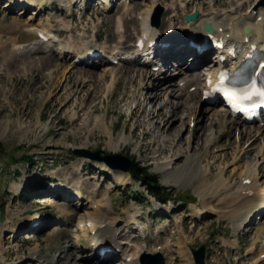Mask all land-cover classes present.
I'll use <instances>...</instances> for the list:
<instances>
[{"label": "rangeland", "instance_id": "obj_1", "mask_svg": "<svg viewBox=\"0 0 264 264\" xmlns=\"http://www.w3.org/2000/svg\"><path fill=\"white\" fill-rule=\"evenodd\" d=\"M11 1L0 0V247L3 259L6 258L4 264H99L101 257L88 258V254L94 252V256L96 252L88 241L92 234L86 226V215H99L98 212L100 216L115 220L119 242L139 244L146 249L141 251L140 258L145 253L163 251L166 264H194L191 248L205 245V264H239L240 260V264H256V255L262 249L264 251L263 246H260V243H264V212L252 210L253 216L248 217L250 220L244 224L248 232L238 236L237 245L231 247L228 244L229 241L233 244L232 229L229 220L222 217V206L217 205L211 214H199L201 211L206 212L202 207L203 200L197 194V185L207 176L210 195L219 177L234 187L241 178L240 172L244 169L245 161L248 163L254 159V148L258 144L262 156L257 157L259 175L254 183L263 188L264 135L255 141L247 137L240 140L241 134L234 135L236 130L238 133L239 130L257 127L246 125L222 133L225 111L221 107L202 103L196 91L183 95L178 90L171 71L174 70L175 74L185 71L183 64L190 63L189 54H182L183 61L178 59L177 69L173 70H169L173 58L163 63L160 58L157 59L160 62L158 69L152 71L154 78L149 80L141 76V71L136 73L142 68L139 61L113 65L100 57L83 64H73L75 56L84 52L82 40L77 39L79 32H85L84 38L86 36L88 41L93 42L96 38L93 43L99 49L98 52H101L100 47H105L109 52L116 49L125 54L134 47L138 29L141 31L139 14L143 12L151 11L150 28L154 27L158 36L165 38L168 34L169 37H180L187 33L183 36L187 37L191 33V26L188 28L184 16L191 14L192 9L198 10L204 17L210 12L214 13L211 15L213 19L223 9L244 4L239 13V8L231 9L233 14L238 13L234 18L237 21L239 14L250 13L253 0H154V5H151L153 0H107L109 5L102 0H83L82 3H76L70 13L72 16L68 17L58 11L60 4L67 0H44L41 7H28ZM193 4L201 10L198 6L192 8ZM102 5L109 8L102 9ZM84 6L88 10H80ZM159 6L162 11L155 26L153 19ZM72 17L76 29L61 32L63 27L60 23H66ZM118 18L123 21L121 26H118ZM169 18L173 19L170 28ZM47 19L53 26H47ZM122 25L125 26L124 33ZM27 27L51 29L54 36L68 43L74 52L59 56L55 46L39 43L33 33L26 31ZM173 39L178 38H168L167 41ZM169 43V50L173 52L175 46ZM18 44L28 47L20 51L17 49ZM178 56L181 58L180 54L175 57ZM214 61L213 52H210L208 58L203 56L200 64L193 61L189 66L193 67L192 73L196 70L200 77L199 70ZM127 69L132 71L127 72ZM201 82L202 79L198 84ZM151 83L152 86H160V97L150 103L148 100L144 105L138 104L139 99H144L151 92ZM170 87L174 91L177 89L176 92L181 93V96L174 99ZM165 101L168 104L164 106ZM175 102L183 103L185 109L195 107L204 116L194 132L188 119H183L185 124L181 143L177 145L176 138L174 141L177 153L185 151L180 156H175L174 148L169 144L172 140L165 143L161 137L156 138L157 132L146 134L151 127L160 124L162 116L154 114L148 123L144 109H152L154 113L169 110ZM217 115H222V118L221 122L215 123L213 117ZM177 119L172 117L169 120L172 128L177 124ZM257 126L262 127L261 124ZM213 135L218 140L209 144L208 139ZM121 137L126 140L125 148L119 152L111 151L109 140ZM238 144L247 151L243 156L242 151L238 153L241 148H236ZM101 149L106 154L120 153L140 165L148 166L162 186L173 190L175 201L162 207L149 194L135 197L131 192H141L143 189L131 180L129 174L128 179L124 176L120 180L117 171L107 164L81 153L90 151L94 154ZM222 150L229 154L228 163L219 159ZM186 153L195 154L192 172L200 169L201 174H198L197 179H191L185 187L177 186L179 184L174 180L166 184L165 178L172 176H166L165 172L157 171L156 168L171 161L172 168L178 169L185 163ZM25 156L32 157L34 164L22 159ZM234 156H237V160H232ZM78 168L80 172L75 173ZM207 169L209 171L204 175L203 171ZM72 177L80 179L77 187L69 184ZM93 181L97 183L92 187ZM97 186L98 190L95 189ZM80 188L81 193L76 191ZM75 191L80 196L72 194ZM210 195H205L207 202L212 200ZM183 196L189 199L181 201ZM90 197L98 206L90 205ZM61 205L69 206L68 215L63 214ZM36 213L39 214V221L36 228H31L32 224L29 225L28 220ZM127 230L133 232L125 237L129 232ZM180 231L184 232L185 237ZM29 232L30 237L21 241L23 235ZM223 239L228 241L227 245ZM178 240L187 241V244H178ZM165 244V249L170 246L167 251L162 249ZM253 246V253L249 254L248 249ZM126 247L131 249L124 245V249ZM34 248L38 251L40 261H30ZM254 252L256 255H253ZM239 253L243 256L241 259H237ZM45 257L54 260L46 263ZM123 262L122 254L119 253L108 264H128Z\"/></svg>", "mask_w": 264, "mask_h": 264}, {"label": "bare ground", "instance_id": "obj_2", "mask_svg": "<svg viewBox=\"0 0 264 264\" xmlns=\"http://www.w3.org/2000/svg\"><path fill=\"white\" fill-rule=\"evenodd\" d=\"M9 1H11V0H9ZM43 1L44 0H15L14 2L15 3H29V6L41 7L40 5L43 4L42 3ZM82 1L83 0H81V2ZM262 1L264 4V0H253V3H256L254 9L249 14H244V15L239 14L237 16V21H235L234 18L241 11L244 4L240 5V7H237V6L232 7L231 6L227 9H224L221 14L218 15L216 13L217 15L213 19H211V15H213L214 13L207 14L206 17H204V14H201L197 10L198 13H197V17L195 18V20H192L191 22L187 23L188 26H191V28H190L191 33L190 34L188 33L189 36L183 37L182 39H173V40L169 41L175 46V47H173L175 52L172 53V55L176 56V54H180V53H178L180 50L178 47L182 43L184 45L185 49L191 50V52H193L192 53L193 61H195L196 64H198V63L200 64V62L203 61V56L209 51L207 50L205 52H202L203 54L199 57L198 56V50L195 49L194 46H188L187 44H190V42H192L193 45H200L203 41L202 40L203 36L205 35V33H208L203 29V25L209 24L212 27L213 34L215 36L222 37L223 40L226 41L227 43L232 42V45H234V47H236V48H243L244 49V52H243L244 55L242 57H240V60L234 62V66H236L237 63H240L241 60L243 59V57L245 56V54L249 51L251 43L255 44L257 46H260L262 49L264 48V6H262V4H261ZM77 2H78V0H67L66 3H63V4L59 3L60 7L58 10L61 13H63L65 11V13H68V15H70L69 13L71 12V6L75 5ZM152 3L153 4H151V5L155 4L154 0ZM46 8H49V7H46ZM102 8L105 9L107 7H102ZM193 8H197V6L194 5ZM232 8H239L238 13L233 14V12L231 11ZM173 10L175 11V9H173ZM194 10H196V9H194ZM157 11H159V8ZM150 12L151 11H146V12L139 14L141 17V19H140L141 31H139V35L136 38V41L139 39H144L145 46L142 50L137 49V50H134L133 53L130 52L131 53L130 58L132 60H135L137 57H140L141 56L140 54H143L145 56L144 51H146V49H149V48H147L148 44L150 42L154 41L155 39L158 40L157 42L159 44L169 43L167 41L168 37H169L168 34L166 35L165 38H163V37L158 36L157 31L154 29V27L150 28V26H152L149 23ZM172 16H174V15H172ZM258 17H261V20H257ZM172 20L173 19H171V18H169V20H168V25H169L168 27L169 28L173 24ZM47 21H48L47 22L48 25L52 26L51 21L49 19H47ZM121 21L122 20L120 18L117 19V22L119 23L118 26H121V24H122ZM59 22H60V19H59ZM223 22H225V23H223ZM64 23H60V25H62L66 30L70 27V25L64 24ZM122 28L125 32V26L122 25ZM246 28H249L248 32H245ZM30 29H31V27L28 28V30H30ZM48 31L50 32V30H47L46 32L43 31V32L49 38V45H50L52 38L54 36H51V34ZM118 32H119V29H118ZM78 37L80 38V40H82V47L85 48L84 53L79 54L78 56L84 57V54L87 51L88 52H94V51L99 50V49L96 50L97 48H96V45L93 43L94 41L93 42L88 41L84 38V33L82 35L79 33ZM247 40L249 41V43L246 42ZM185 44H186V46H185ZM58 48L60 50H62V51H60L61 54L64 53V51L69 52V50L66 48V46L61 45L59 43H58ZM100 49L103 51L102 54H104V52L106 50L105 47H100ZM139 51H142V52L139 53ZM120 52L121 51L114 49L112 52H109V53L111 55H113L114 58H116L118 56V54H120ZM215 53L216 52L214 51V54ZM220 53L225 54L226 51H222ZM121 55L126 56V55H129V53H125V54H121ZM122 58H125V57H122ZM127 58H129V57H127ZM174 58H177L176 62L178 61V59H181L179 57H174ZM214 58H216L214 63H211V65H209V66L206 65V67L204 66L203 68H201L199 70L201 76L213 75L216 72V69L218 67H220L221 62L218 60V55L217 54L214 55ZM178 63H181V61ZM143 66H149V61H147L145 64H143ZM143 66H142V68H139V70L136 71V73L141 71V76L146 77L148 80L151 78H154L152 76L153 72L150 71L149 69H146V67H143ZM131 71H132V69H129V70L127 69V72H131ZM186 71L187 70L182 71V73H180V74L176 73V74H179L177 86H179V84L181 82H184V84H185L184 86H187V87H190L191 85L197 83L196 81L198 80V76H197V78H194V76L191 74V72H186ZM159 87H160L159 85L158 86H152V83H151V92H149V94L144 99H142V100L139 99L138 104L144 105V103L148 100H149L148 103L153 102L155 100H158V98L161 95V93L158 92V90L160 89ZM187 87H185V88H187ZM185 88L179 87L178 90L183 91V90H185ZM170 90H171V92H173L174 99L179 98L181 96V93H177L171 87H170ZM185 94H186V92H184L183 95H185ZM166 104H168V101L164 102V106ZM144 111L148 115V119H147L148 123L150 121V118L154 117L153 116L154 114H156L158 116H162V120L160 121L161 126L159 124L157 126L151 127L149 132H146V134H153L152 132H154V133L157 132L156 138L161 137V139H163V141L165 143H169V141L172 140V142L169 144H172V146L174 148L173 152H175V156L183 155V152H185V151H179L177 153V148L175 147L176 143H174L175 138H176L177 145H179L181 143V140H182L181 134L183 131V125L185 124L183 119L187 118L189 125L192 122L194 123V128L191 130L193 132L198 128V125L204 119V116H202L200 114V112H198L197 108L191 107L190 109H185L183 106V103H181V102H176L174 106H170L169 110H163V111L158 110L155 113L152 111V109H144ZM205 112L206 111L203 112L204 115H205ZM209 115L211 116L212 114H209ZM221 116L217 115L216 117L215 116L213 117L215 120V123H218L219 121L221 122V118H222ZM172 117H177L179 119V120L178 119L175 120V123H177V124L173 128L169 125V120ZM222 124H223L222 133H228V132L232 131L234 128H237V126L241 127L240 121H238L234 118H231L229 116L228 112L226 113V119L224 120V122ZM166 125H168V126H166ZM187 129H188V127H187ZM200 129H202V127ZM207 129L208 128L206 127V130ZM170 131H172V132H170ZM236 133H237V130H236ZM212 134H213V132H212ZM240 134H241V137L239 136L240 140H242L245 137H247L250 140L254 139V138L257 140L258 138H261L262 135H264V127L258 126L256 129L239 130L238 135H240ZM255 139H254V141H255ZM217 140H218V138L213 135L210 139H208V143L209 144L216 143ZM125 146H126V140L123 137L118 138L117 140L110 139L108 142V147H110L111 151H113V152H117V151L119 152V151L123 150V148H125ZM169 147H170V145H169ZM240 147H241V144H238L236 146L237 149ZM254 149H255V154L253 157L254 159H252V161H250L248 163H247V161H245L244 169L242 172H240V173H242V174H240L241 178L235 184L234 187H232L233 185L223 181L219 177L218 178L219 182L213 187L214 190L211 191V195H210V192L208 191V185L210 183L207 181L208 177L205 176L207 179L203 178L201 180V182L198 183V185H197L198 193L197 194H199L200 197L202 198V200H203L202 207H203V210L206 212V213H204L203 211H201L199 213L200 215H204V214L206 215L208 212L211 214L213 211H215V209H216L215 207L217 205H220V206H222V209H221V211L223 212L222 217H225L226 220L231 221L230 223L233 226V231H234L236 229H244L246 227V225H244V224L247 222V220H250V219H248V217L252 216V210H255V211L263 210L264 211V187L259 188V186H258L259 184L257 185V183L256 184L254 183V179L256 181V178L259 175V174H257V166L259 163L257 157L262 156V153H261V151L258 150V144H257V146H255ZM240 151H242V154H241L242 156L247 153L246 149L244 150V149H242V147L239 149L238 153ZM176 153H177V155H176ZM218 156H219V159H221L225 163H228L229 154L227 153V151L222 150ZM235 158L237 160V156L232 157V160ZM195 159H196L195 154L186 153V161L180 168H178V169L174 168L173 169L171 166V163H170L171 161H167L162 166L157 167L156 170L165 172L166 176H167V174L172 176L173 179L171 177L165 178L164 182L166 184L170 183L171 180H174V182L176 184L177 183L179 184L177 186L185 187L189 184V181L191 179H194L195 177L197 179L198 174H201L200 169H199L200 172L199 171H193L192 172V167L195 164ZM263 160H264V158H263ZM101 169H102V167H101ZM207 171H209V170L208 169L204 170L203 174L205 175V173ZM79 172H80L79 168L75 170V173H79ZM117 173L119 174L117 178L120 180H122L124 178V176L125 177L128 176L127 174H124V173H120V172H117ZM65 178L66 177H64L62 179H65ZM127 179H128V177H127ZM247 180H249V182H250L249 184H245V181H247ZM79 181H80L79 178L76 179V178L72 177L69 180V184L71 183V184H73L71 186L77 187L79 185ZM78 190H76V191H78ZM200 190H202L203 193L200 192ZM205 195H207L208 197L210 195V198L212 200L207 202ZM90 203L92 206H94V205L98 206V203H96L94 200H91ZM107 203H106V206H107ZM225 204H227V205H225ZM60 207H61V210H62L64 215L69 214V212H70V210H68L69 206L61 205ZM101 210H102V208H101ZM168 211L169 210H167L166 212H168ZM98 214L99 215H97V213H94L93 215L92 214L86 215V217L88 218L87 223L90 227V232L91 231L93 232L92 237L89 239V242L94 244V246L96 247L95 249H100V248L106 247V248H112L113 250L123 251L124 252L123 253L124 260H127L128 258L130 259L128 264H139L138 258H139V255L141 254V251L143 250V248L137 246V244H136V245H132V248L129 250L127 247L125 250H122V249H124V248H122V244H126V242L120 243L119 241H117L118 228L115 227V220H110L106 217L100 216V212H98ZM36 215H34L32 217L33 218V219H31L32 221L37 220ZM180 232H181V235L185 237L183 231H180ZM182 242L187 244V241L178 240V244H181ZM224 243L226 245L228 244V242H226V240ZM138 248L140 250L139 253L137 252ZM35 249L36 248H34L32 250L33 251L32 255H34L37 252V249L36 250ZM1 253H2V249L0 248V255H1ZM104 255L108 256V257L105 258V262H101L100 264H108L109 261L112 262V261H114V258L117 257V255H115L111 252L110 253H104ZM105 256H103V257H105ZM47 259L48 258H46V260ZM2 263H3V260L0 258V264H2ZM189 264H191V263H189Z\"/></svg>", "mask_w": 264, "mask_h": 264}, {"label": "water", "instance_id": "obj_3", "mask_svg": "<svg viewBox=\"0 0 264 264\" xmlns=\"http://www.w3.org/2000/svg\"><path fill=\"white\" fill-rule=\"evenodd\" d=\"M196 15L188 16L187 20L194 19ZM205 28L209 31H212V29L209 26H205ZM85 153L84 155L87 157H90L92 159L98 160V161H104L106 162L112 169L114 170H121L124 172L129 171L132 166L133 162L120 154H104L103 150H98L94 154L90 152H81ZM104 154V155H101ZM196 264H203L204 259V247H201L198 251H193ZM154 259H157L158 262L155 261H146V264H163V260L160 255H156Z\"/></svg>", "mask_w": 264, "mask_h": 264}, {"label": "trees", "instance_id": "obj_4", "mask_svg": "<svg viewBox=\"0 0 264 264\" xmlns=\"http://www.w3.org/2000/svg\"><path fill=\"white\" fill-rule=\"evenodd\" d=\"M24 159L31 164L34 163L33 158L24 157ZM131 178L145 186L148 192L152 194L156 200L166 202L167 199L171 198L170 193L158 184L157 178L154 175H151L145 167L134 165L131 170Z\"/></svg>", "mask_w": 264, "mask_h": 264}, {"label": "snow or ice", "instance_id": "obj_5", "mask_svg": "<svg viewBox=\"0 0 264 264\" xmlns=\"http://www.w3.org/2000/svg\"><path fill=\"white\" fill-rule=\"evenodd\" d=\"M259 96L264 97V90H257ZM225 96L233 103L234 106H239V102L241 101L242 97L237 95L234 92H229L227 90L224 91ZM264 103V101H262Z\"/></svg>", "mask_w": 264, "mask_h": 264}]
</instances>
